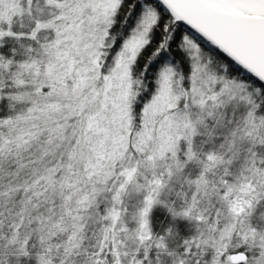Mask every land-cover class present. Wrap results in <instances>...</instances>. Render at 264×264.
Returning a JSON list of instances; mask_svg holds the SVG:
<instances>
[{"label":"snow or ice","instance_id":"6c2138e0","mask_svg":"<svg viewBox=\"0 0 264 264\" xmlns=\"http://www.w3.org/2000/svg\"><path fill=\"white\" fill-rule=\"evenodd\" d=\"M0 264H264V0H0Z\"/></svg>","mask_w":264,"mask_h":264}]
</instances>
